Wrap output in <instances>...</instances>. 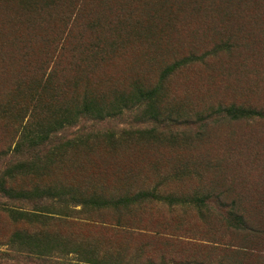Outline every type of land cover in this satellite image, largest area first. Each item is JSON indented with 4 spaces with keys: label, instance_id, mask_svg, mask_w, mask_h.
Returning <instances> with one entry per match:
<instances>
[{
    "label": "rangeland",
    "instance_id": "rangeland-1",
    "mask_svg": "<svg viewBox=\"0 0 264 264\" xmlns=\"http://www.w3.org/2000/svg\"><path fill=\"white\" fill-rule=\"evenodd\" d=\"M223 1L212 5L216 17H190L188 26L171 34L159 32L170 30L167 23L147 21L153 8L171 9L164 0L157 5L141 0H64L54 8L53 18L32 32L20 22L19 0H0V105L6 101L12 109L28 105L30 112L34 106L50 108L53 90L47 86L42 91L50 70L58 69L52 86L72 57L85 59L87 72L92 63L90 47L110 44L119 35L135 42L107 57L114 60L105 58L96 70L94 76L103 75L98 83L106 88L121 86L137 73L148 74L144 62L139 67L135 60L153 57L152 43L158 46L161 60L180 54L183 43L194 42L199 50L232 36L239 40L234 53L176 73L168 81L170 94L176 101L187 100L183 113L188 115L217 105L264 109V0ZM67 29L71 31L59 54L61 42L55 45ZM60 81L66 90L68 83L64 78ZM35 109V115L45 114ZM136 117L133 112L103 121L81 119L54 135L52 146L69 140L82 144L64 155L62 165L53 166L48 182L87 196L116 198L141 190L197 196L208 207L149 199L119 210H87L54 218L49 222L51 230L69 247L83 254L94 252L108 264H264V120L229 122L211 117L185 127L169 124L156 129L160 139L148 142L132 132L161 126L141 124ZM16 137L11 125L1 121L0 147L13 148ZM33 184L29 178L17 181L21 188ZM44 205L0 195V264H87L76 252L38 256L9 244L17 226L3 208L31 210ZM232 213L243 215L248 228L231 229L226 220Z\"/></svg>",
    "mask_w": 264,
    "mask_h": 264
},
{
    "label": "trees",
    "instance_id": "trees-1",
    "mask_svg": "<svg viewBox=\"0 0 264 264\" xmlns=\"http://www.w3.org/2000/svg\"><path fill=\"white\" fill-rule=\"evenodd\" d=\"M63 1L19 0L22 12L18 17L22 26L27 27V30L32 32L50 18H53L54 8H57L58 4ZM141 1L155 5L159 3V0ZM164 1L171 9L169 8L167 12H163L162 6H159L158 9L153 8L147 20L151 23L158 20L168 24L167 27L170 30L161 29L159 32L164 31L172 34L184 29L189 24L187 23L188 19L193 16L204 17L205 20L210 14L217 16L212 8L216 0H173V5L176 4L175 7L171 6L169 0ZM142 4L148 5L147 3ZM160 4L162 5V3ZM229 4L230 2L227 1L226 5ZM64 12L60 15L62 19L69 12V8ZM224 17L226 18L227 14ZM224 20L222 18V21ZM70 31L71 29H67L65 37L56 42L55 47L61 42L59 54L62 53L61 51L67 42ZM128 38L119 35L110 44L90 47L89 62L92 63L87 72L85 65H83V60L85 59L69 57L70 59L66 60L67 68L66 70L63 69L59 79L57 77L55 86H52V80L55 78L58 69L56 67L52 68L46 78H42L45 84L42 91L44 92L47 86H51L54 93V103L50 105V108L46 107L48 110L41 106H34L30 112L28 111L30 108H27L28 105L19 109H12L8 107L11 103L7 101L4 105H0V122H8L17 135L13 142V148L10 145L6 148L0 147V195L15 202L36 201L45 203L44 206L31 210L11 207L3 208L12 223L17 226L9 235L8 242L12 246L19 247L20 250L38 256H46L54 252H76L82 258V261L87 264H108L98 260L94 252L83 254L80 250H76L73 245L69 247V242L64 241L61 239L60 234L51 230L49 222L54 220V218L70 217L72 213L80 214L85 211L88 212L87 210L107 208L119 210L120 208H128V206L142 203L149 199L166 201L167 203L191 202L200 209L208 207L205 200L197 196H163L155 191L148 190H141L132 194L126 192L116 198L99 194L87 196L73 191L70 187L57 186L48 182L47 176L53 166L62 165L64 155L72 152L73 149H77V146L82 144L69 140L60 145L52 146V137L68 127L75 126L81 119L103 121L122 116L124 113L134 112L137 116L135 120L141 122V124L155 122L161 126L159 128L141 127L132 132L138 135L136 139L148 142L151 139H160L158 130L165 129V126L169 124H182L185 127L198 121L208 120L211 117L226 119L229 122L264 120V109H253L234 104L208 106L201 109L200 112L195 110L193 111L194 114L188 115L183 113L186 103L188 104L187 100L176 101L173 99L175 96L171 95L168 89V81L176 73L195 66H204L220 55H231L234 53L237 49L236 45L239 44V40L236 38L232 36H228L227 39L220 38L213 41L211 45L199 46V50L195 49L198 46L194 45V42H186L180 46V49H185L180 54H178L179 51L174 52L168 55L172 57L162 58L161 60L156 54L160 51L158 46L152 43L150 46L154 50L153 57H145L141 61L135 60L136 63H139V67L144 62L145 67L150 69L148 74L143 71L129 78L127 83L121 86L103 87L98 83L99 78L103 75L95 77L96 70L100 64L105 62V58L109 59L107 57L116 54L119 49H125V44L127 46L135 42ZM187 43L189 44L186 46L185 44ZM50 44H52V41ZM166 51L170 53L169 49ZM112 60L114 58L109 59V61ZM57 64L60 65V61ZM61 78H64L68 83L66 90H63ZM16 79L19 80L21 78L18 77ZM35 108L45 114L41 117L35 115L37 114ZM193 117H195L194 121H192ZM182 118L184 120H181ZM123 133L126 134L128 132ZM26 178L34 180L33 186L30 188L19 187L17 181ZM39 183L40 185H38ZM77 206L80 207L79 210H75ZM226 223L231 229L235 230L248 228L244 221V216H239L235 213L230 215ZM37 227H39L38 230ZM29 228H31V231L28 230ZM34 228L36 230H33Z\"/></svg>",
    "mask_w": 264,
    "mask_h": 264
}]
</instances>
